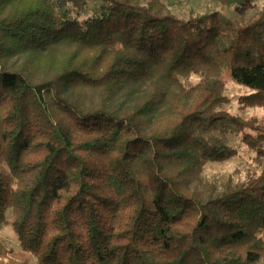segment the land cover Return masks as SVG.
<instances>
[{"label":"trees","instance_id":"trees-1","mask_svg":"<svg viewBox=\"0 0 264 264\" xmlns=\"http://www.w3.org/2000/svg\"><path fill=\"white\" fill-rule=\"evenodd\" d=\"M255 1L0 0V264H264V120L226 108L264 111Z\"/></svg>","mask_w":264,"mask_h":264},{"label":"rangeland","instance_id":"rangeland-1","mask_svg":"<svg viewBox=\"0 0 264 264\" xmlns=\"http://www.w3.org/2000/svg\"><path fill=\"white\" fill-rule=\"evenodd\" d=\"M171 9L176 12L181 18H189L190 11H195L196 13H205L208 11H220L223 16L233 19L238 16L239 7H241L245 0H165ZM255 6L264 5V0H256L254 2ZM99 4L92 3L90 8L92 10H97ZM255 11L253 7L248 12L252 13ZM229 78V77H227ZM251 89L249 87H244L240 84L235 83L233 80L228 79V92L227 95L231 99V102L226 105V108L231 110L234 114H240L244 118L259 117L264 120V111L262 109H240L238 100L241 95L247 94ZM231 145L237 149L239 156L233 158L222 164H210L206 168L205 175L209 176L211 174H216L220 180H225L230 172L236 168H241L246 170L251 162V158L254 153L248 149L246 146L242 145L234 133L230 136ZM0 240H2L9 247L19 250V242L10 229L9 226H0ZM36 264V263H34Z\"/></svg>","mask_w":264,"mask_h":264}]
</instances>
